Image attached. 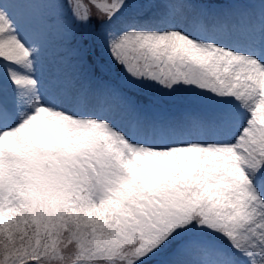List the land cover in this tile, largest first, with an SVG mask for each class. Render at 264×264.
<instances>
[{"label":"snow or ice","instance_id":"1","mask_svg":"<svg viewBox=\"0 0 264 264\" xmlns=\"http://www.w3.org/2000/svg\"><path fill=\"white\" fill-rule=\"evenodd\" d=\"M0 264H264V0H0Z\"/></svg>","mask_w":264,"mask_h":264}]
</instances>
